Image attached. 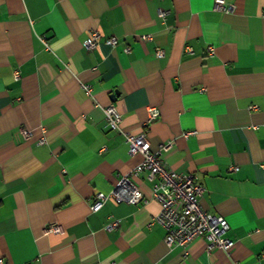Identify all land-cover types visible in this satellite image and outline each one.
<instances>
[{
	"label": "crops",
	"instance_id": "crops-1",
	"mask_svg": "<svg viewBox=\"0 0 264 264\" xmlns=\"http://www.w3.org/2000/svg\"><path fill=\"white\" fill-rule=\"evenodd\" d=\"M224 5L0 0V264H264V0ZM151 106L161 115L146 124ZM143 130L154 151L172 142L164 163L228 220L230 252L168 245L148 171L132 176L137 204L111 196L143 158L126 133Z\"/></svg>",
	"mask_w": 264,
	"mask_h": 264
},
{
	"label": "built area",
	"instance_id": "built-area-1",
	"mask_svg": "<svg viewBox=\"0 0 264 264\" xmlns=\"http://www.w3.org/2000/svg\"><path fill=\"white\" fill-rule=\"evenodd\" d=\"M216 3L219 7L225 8V0H216ZM159 14L161 17H165L167 12L162 10ZM100 36L99 30H91L86 46L90 49L96 48ZM108 42L116 45L118 40L112 36ZM126 50L129 51L130 47H127ZM191 51L192 49L189 47L188 52ZM156 53L159 57H163L165 50L159 47ZM16 76H20L18 70H16ZM83 86L88 91L91 90L89 85L84 84ZM104 112L106 126L114 131L121 130L123 118L117 106L115 104L107 105L104 107ZM160 115V108L151 106L146 124L156 121ZM24 134L29 136L30 132L24 130ZM126 139L129 143L130 154H141L143 158L131 173L120 177L111 196L117 201L137 204L144 198V193L135 184L132 176H138L142 172L148 171L154 180L153 194L162 206L160 213L154 217V220L165 227L167 233L164 241L168 245L187 247L198 238H206L210 249L222 248L230 252L235 241L226 236V232L230 228L229 222L224 216L214 214L202 207L200 195H202L204 187L195 181L192 174L176 171L164 163L160 151L169 149L172 142L164 143L161 145L160 151H154L151 148L148 132L145 130L139 133L128 132ZM105 199L106 196L103 193H97L92 206L93 210H99ZM113 225L118 224L115 222ZM48 229L55 232L62 231V227L56 223L50 224Z\"/></svg>",
	"mask_w": 264,
	"mask_h": 264
}]
</instances>
